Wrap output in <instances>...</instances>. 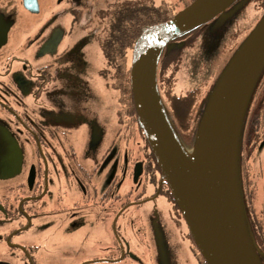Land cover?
Instances as JSON below:
<instances>
[{"label": "flooded vegetation", "instance_id": "flooded-vegetation-1", "mask_svg": "<svg viewBox=\"0 0 264 264\" xmlns=\"http://www.w3.org/2000/svg\"><path fill=\"white\" fill-rule=\"evenodd\" d=\"M112 1L0 0V264H43L47 254L59 255L67 243L74 246L76 241L89 253L73 264H129V259L139 261L140 257H135L131 242L117 230V224L132 203L139 205L163 195L172 213L182 217L146 139L142 156L136 160L130 156L129 163L133 173L142 165L139 180L146 175L155 192L147 198L142 196L143 190L134 201L129 195L118 196L112 192L115 182L110 181L106 188L100 183L104 161L119 135L112 142L111 133L92 123L81 136L70 126L77 114L65 115L62 103L55 102V91L66 80L76 84L74 70L84 60V36L74 32L75 25L85 28L97 14L103 27L117 3L127 0ZM67 9L73 13L70 28L62 20ZM132 60L127 107L123 108L118 96V118L123 137L128 138L133 124L140 130L132 109ZM106 67L101 75L107 85L120 92L114 73ZM106 125L111 126V121ZM131 147L132 142L129 151ZM68 195L74 208H63ZM102 227H106L104 239L109 243L95 251L93 245L103 240ZM185 235L194 264H201L191 235Z\"/></svg>", "mask_w": 264, "mask_h": 264}, {"label": "water", "instance_id": "water-1", "mask_svg": "<svg viewBox=\"0 0 264 264\" xmlns=\"http://www.w3.org/2000/svg\"><path fill=\"white\" fill-rule=\"evenodd\" d=\"M238 0H194L171 19L145 26L133 50L131 82L138 122L155 154L189 233L207 264H264L251 236L241 176L245 123L264 71V17L242 43L196 124L189 150L161 97L158 67L169 42L210 22ZM202 132V133H201ZM211 139L208 186L191 178L190 161ZM215 139L212 146V139ZM209 148V149H208ZM142 165L135 168V180Z\"/></svg>", "mask_w": 264, "mask_h": 264}, {"label": "rangeland", "instance_id": "rangeland-1", "mask_svg": "<svg viewBox=\"0 0 264 264\" xmlns=\"http://www.w3.org/2000/svg\"><path fill=\"white\" fill-rule=\"evenodd\" d=\"M153 1L156 3L170 2L177 7L178 12L185 8L184 0ZM101 5V8H103L104 4ZM72 15V11L68 10L62 17V20L68 22L67 28L73 26ZM263 17L264 4L260 0H238L211 20L208 26L198 35L194 45L183 52L181 67L177 71L178 78L175 91L180 94L191 85L200 86L201 91L198 93L200 99L199 102L197 101L198 105L195 112L197 121H200L203 116L212 94L215 93L222 75L229 67L236 51L262 21ZM101 24L97 14H95L94 19L87 23L85 28L75 25L74 32L81 37L84 36V60L78 65L77 70H74V75L77 78L76 84L72 85L71 80H66V84L62 85L63 87L56 89L55 102L60 101L62 103L61 107L65 115L73 117L74 113L77 114L70 126L81 136L92 127V123L103 127L105 133H111L113 135L112 142L119 135L111 154L104 161L105 166L102 167L104 177L100 183L101 188L108 187L110 181H112L115 182L112 192L117 193L118 196L129 195V199L134 201L141 196L140 194L144 190L145 194H142V196L150 198L155 192V187L148 181L146 175L136 181L135 173L131 171L132 165L129 163L132 158L136 160L137 156H142V146L147 140L146 135L141 127L139 128L143 132L138 130L136 124H133V127L129 128V133L131 131L129 138L127 136L123 137L124 128L118 118L120 108L118 96L120 97L121 91L118 92L110 87V84L107 85V81L101 75V70L106 67L100 45ZM95 28L98 33L93 32ZM235 30H237V33L231 38V34ZM178 44L181 45L182 42L171 41L166 50L170 52ZM70 62L72 63V61ZM70 64L67 67L70 66L71 68ZM263 77L264 71L259 82ZM68 84H71V86H68ZM253 120L255 118L251 117L252 122ZM109 121L112 123L111 126L106 125ZM194 136L193 133L189 144L194 143ZM244 136L245 134H243L241 144V176L245 186L244 190L246 188L247 193H252L250 210L253 209L257 217L264 220V146L256 145L252 149L249 140L246 138L244 140ZM129 142H132V151H129ZM147 143L149 144L148 140ZM186 147L191 150L188 144H186ZM150 149L152 151L151 146ZM131 152L133 154L129 155ZM152 153L154 154L153 151ZM251 154L252 157H247ZM130 156H132L131 159H129ZM69 196L65 197L66 201L64 206L62 205L65 209L73 206L69 204L71 197ZM137 204L132 203L126 212V216L120 218L117 224V230L119 229L121 235L127 237L131 242L135 257H140L139 261L129 259V264H194L191 243L185 235L189 232L187 224L182 219L183 217L178 218L177 215L172 213L169 202L166 201L165 197L160 195L156 199L150 198L142 204ZM250 219L249 212H247L246 220L248 223H250ZM60 234H63V229H61ZM101 234L103 237L102 243L93 245L95 251L100 250L103 244L109 243L108 239H104L107 235L106 227H102ZM251 236L254 239L253 233H251ZM74 244L72 246L71 243H67L65 246L67 249L59 255L48 256L47 254L48 258L43 257V264H73L79 262L83 254L87 255L89 252H87V247L79 246L81 241H76ZM258 246L261 250H264L263 245L258 244ZM46 253L47 251H45ZM117 264H128V262Z\"/></svg>", "mask_w": 264, "mask_h": 264}, {"label": "trees", "instance_id": "trees-1", "mask_svg": "<svg viewBox=\"0 0 264 264\" xmlns=\"http://www.w3.org/2000/svg\"><path fill=\"white\" fill-rule=\"evenodd\" d=\"M193 1L184 0V7ZM260 2L264 4V0H260ZM177 12V7L170 2L163 1L156 3L153 0H127L117 3L116 9L111 12V15H107V22L101 29V45L105 54L106 70H111L114 73L116 78L114 81L115 85L121 91L120 100L123 103V108L127 107L125 103L129 102V76L133 49L136 41L142 34L143 28L147 25H155L167 21ZM208 24L209 22L175 39L181 41L182 44H178L170 52L165 50L158 67L157 78L161 97L183 142L188 144L190 149L194 145V143L189 144V142L198 122L195 119V112L200 99L198 93L201 91V88L200 86L191 85L183 93H176L177 71L181 67L183 52L194 45L195 40L200 34V30H203ZM236 33L237 30L231 34V38ZM132 109L134 115H136L135 106ZM251 117L255 118L253 122L251 121ZM243 134H245L244 140L245 138L249 140L252 149L256 145L261 146L264 143V77L255 91ZM247 157H252V154ZM243 187H245L244 183ZM244 191L246 205L251 218V233H253L257 244L264 246V220L258 218L253 209L252 211L250 210L252 193H247L246 188ZM169 192L170 198L175 203L171 190ZM175 206L178 207L176 203ZM199 253L202 257L201 264H207L200 251Z\"/></svg>", "mask_w": 264, "mask_h": 264}, {"label": "bare ground", "instance_id": "bare-ground-1", "mask_svg": "<svg viewBox=\"0 0 264 264\" xmlns=\"http://www.w3.org/2000/svg\"><path fill=\"white\" fill-rule=\"evenodd\" d=\"M211 139L205 137L202 138L201 143L198 145L194 152L193 159L190 161V173H191V178L194 181L195 185L199 187V189H203L206 186H208L209 181L207 180L209 176V152L211 150H207L206 146L209 143ZM214 137L212 139V143L209 145L212 146L214 144ZM208 148V149H209Z\"/></svg>", "mask_w": 264, "mask_h": 264}]
</instances>
